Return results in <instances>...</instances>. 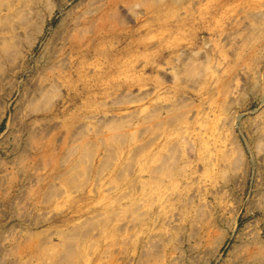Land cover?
Wrapping results in <instances>:
<instances>
[{"label": "rangeland", "instance_id": "obj_1", "mask_svg": "<svg viewBox=\"0 0 264 264\" xmlns=\"http://www.w3.org/2000/svg\"><path fill=\"white\" fill-rule=\"evenodd\" d=\"M0 264H264V0H0Z\"/></svg>", "mask_w": 264, "mask_h": 264}]
</instances>
